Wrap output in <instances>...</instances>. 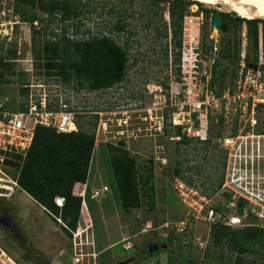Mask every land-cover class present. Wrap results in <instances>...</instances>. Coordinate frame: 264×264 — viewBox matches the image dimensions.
<instances>
[{"label":"rangeland","instance_id":"1","mask_svg":"<svg viewBox=\"0 0 264 264\" xmlns=\"http://www.w3.org/2000/svg\"><path fill=\"white\" fill-rule=\"evenodd\" d=\"M110 2L91 0L83 10L81 20L74 23H61L53 17L46 25L34 24L40 27L37 40L42 41L52 33H60L64 25H67L66 33H74L75 37L86 36V31L93 34L106 33L111 17L108 13ZM201 5L238 15L221 3ZM127 13H130L126 20L131 31V10L127 9ZM35 14L37 19L41 17L38 11ZM163 15L168 21L167 11ZM136 16H132V25H136L137 30L132 36V46L131 35L129 38L130 62L126 77L122 82L101 90H76L72 82L63 84L59 77L47 76L43 70L35 68L31 51V25L25 22L16 27L15 67L17 73L23 71L25 75L17 74L9 77L8 82L0 83V98L7 97L8 105L17 108L27 100V96L21 94V87L26 86L33 98L43 95L53 105L59 101L65 102L76 109L77 114H84V118L97 115L94 127L95 148L88 180L92 195L90 200L96 201V207L92 204L91 212V201L89 205L86 203L87 206L82 205V220L79 217L76 230L71 237H67L59 220L56 222L27 193L14 187L9 197L0 200V207L3 205L9 209V215L21 230L10 231L9 227L0 222V264H117L127 259L125 264H167L169 255L174 258L173 264L183 263L186 259V264H224L216 260L210 262L204 257L211 224L207 219L204 220L206 210L216 209L219 220L227 223H230V218H236L237 222L231 223L232 227L252 223L264 226V219L255 214L264 208V113L261 109L257 111L256 123L252 128L234 115L225 118L220 111L213 112V115L209 113L206 119L202 114L195 113L193 118L199 136L189 137L188 143H177L174 127L168 122L175 106L164 111L168 133L155 131L150 126V120H144L148 110L156 107L163 96L172 97L177 102L185 101L194 97L197 91L204 93L210 88V68L220 40V34L217 35L216 31L213 34L209 29L210 17L206 18L196 4L190 6L182 23L180 71L177 74V65L171 63L172 56L169 55L166 66L158 44L152 43L153 35L140 29L142 19H136ZM229 30L231 37L240 41L242 49L241 42L246 35L245 24L230 20ZM202 41H212V52L202 53L199 49ZM246 54L250 58L253 54L252 46L247 47V40ZM134 58L136 62L131 64ZM224 69L226 73L222 78L218 77L217 70L215 94L219 91L218 84L221 93L232 86L231 74H234V79L237 77L238 69L232 62L224 66ZM21 78L25 84L20 83ZM161 83L167 87L164 88ZM105 117L112 120L109 127L112 132L98 133L97 123ZM124 121L126 124H120ZM27 123L32 125V119L29 118ZM237 126L236 134H232V129ZM121 128L131 130V136L119 139L115 131ZM238 134L242 137H236ZM230 136H234L233 141L225 142L224 139ZM120 141L135 158L139 170L152 167L155 193V209L152 211L139 208L126 213L122 208L118 192L115 191V179L106 147L109 143L117 145ZM254 159V165L250 167L249 161L252 163ZM8 172L12 173V169ZM178 182L186 188L185 203L174 188ZM104 186L107 190H103ZM250 190L252 193L248 194ZM94 191H98V195L93 197ZM226 194L231 195L229 201ZM239 196L246 197L243 198L241 214L236 206ZM186 202L200 210L197 218L194 213H188L190 208ZM88 213L94 223L86 231ZM183 219L187 221L188 228L181 234L175 233L174 225ZM146 220L152 222L154 229L147 234H138ZM126 235L132 237L133 247L129 250L123 249L120 241ZM93 241L97 244L96 250L112 244L99 252L96 261L91 253L90 243ZM160 241H165V246L159 247L156 255H148L146 245ZM222 251L225 253L226 264H237L234 261L235 255L225 249ZM134 255L135 258L131 259ZM239 264H264V252L244 256Z\"/></svg>","mask_w":264,"mask_h":264},{"label":"trees","instance_id":"2","mask_svg":"<svg viewBox=\"0 0 264 264\" xmlns=\"http://www.w3.org/2000/svg\"><path fill=\"white\" fill-rule=\"evenodd\" d=\"M90 1L13 0L14 12L19 14L22 22L29 23L33 31L31 51L35 68L43 70L47 76L59 77L63 84L72 82L76 90L83 88L101 90L125 79L130 62L129 38L131 35L132 46V36L137 30L136 25H132L134 14H137L136 19H142L140 29L153 35L152 43L158 44L166 66L169 55L172 56L171 63L177 65V74L180 71L182 23L192 4H196L206 18L210 17L211 12H218L222 16L219 48L214 52L215 58L218 59L219 78L226 73L224 66L232 62L237 67L239 60L240 41L230 35V20L245 24L247 47L252 46L253 50L251 58L245 55L247 64L258 60L260 45L264 49V19L243 18L233 13L209 9L202 7L196 0H116L114 2L110 0L108 13L111 17L106 33L93 34L86 31V36L75 37L74 33L70 35L66 33L67 25H64L60 33H52L42 41H38L40 27L34 25V22L46 25L53 17H56L61 23L70 21L74 23L81 20L83 10ZM127 9L131 10V31L130 24L126 20L130 14L127 13ZM35 11L41 15L39 19ZM165 11L169 16L168 21L164 19ZM213 47L212 41L210 43L202 41L199 49L202 53H207L212 52ZM16 54L15 43L5 49L0 44V83L8 82L9 77L17 74L25 75L23 71L20 73L16 71ZM135 62V58L131 60V64ZM234 78V74H231L230 82L233 83ZM20 83L25 84L24 79L21 78ZM161 84L164 88L167 87L165 83ZM218 89L217 94H220L219 84ZM21 94L26 97L28 87H21ZM7 106L25 110L26 102L20 103L17 108ZM84 117V114H76V130L66 133L56 132L51 127L36 125L31 146L24 160L21 164L12 162L17 167L18 187L34 199L52 219L56 222L60 220L61 229L67 237H71L72 232L76 230L82 199L85 204L89 203L91 195L90 188L86 184L85 195L82 198L83 186L87 182L95 148L94 127L97 115ZM237 130L238 126L234 127L232 134H236ZM164 132L169 131L164 127ZM173 133L174 136H180L177 143H188L189 137L181 134L179 126L174 127ZM123 144V141H120L117 145L109 143L106 146L111 173L115 179V191L118 192L122 208L126 213L139 208L152 211L155 209L152 167L139 170L135 158L123 147ZM226 197L229 201L231 195L226 194ZM60 198H62L61 203ZM243 204V198L236 201L239 214L242 213ZM173 231L175 232L174 227ZM158 249L151 253L146 249V252L150 256L156 255ZM223 249L235 255L234 261L237 264L242 262L244 256L247 257L255 252L263 253L264 226L252 223L232 227L220 220L212 222L204 257L210 262L216 260L226 264ZM173 260V256L169 255L167 264H173ZM187 262L186 259L180 264Z\"/></svg>","mask_w":264,"mask_h":264},{"label":"built area","instance_id":"3","mask_svg":"<svg viewBox=\"0 0 264 264\" xmlns=\"http://www.w3.org/2000/svg\"><path fill=\"white\" fill-rule=\"evenodd\" d=\"M0 4V44L5 49L12 43H15L16 27L24 22L21 21L19 14L14 12L13 0H0ZM241 46L242 49L237 64V77L234 79L231 87H227L220 94H215L210 88H207L204 93L197 91L191 99L178 102L174 98L172 99V97L166 98L163 96L157 102L158 105L156 107L154 106L148 110V114L144 117V120L148 118L151 128L160 133H164L166 119L164 111L168 110L171 106H175L176 108L174 107L171 110L172 112L168 122L172 127L179 126L181 134L187 137L199 136L193 118L195 113L196 115L202 114L205 117L204 119H206L209 113L213 115V112L220 111L219 113H224L225 118L234 115L240 122L247 123L248 127L252 128L256 123L258 109H261L264 113L263 48L260 45L258 60L255 63L247 64L245 60V34ZM253 65H256L255 69ZM7 105L8 98H0V199L9 197L14 187H18L16 182L17 167L12 162L21 164L24 160L31 146L34 127L36 125L51 127L60 133L76 130L75 115L77 111L65 102L59 101L53 105L43 95L39 96V98H33L32 94L28 93L25 110L12 109ZM29 118L32 119V125H28L27 123ZM111 121L110 117L100 118L97 123V132L102 131V134L111 133L112 130H109ZM120 124H126V121ZM115 135L119 139L121 137L131 136V130L121 128L115 131ZM175 137L177 139L180 138V136ZM236 137L242 136L238 134ZM233 138L234 136H230L224 140L225 142H231ZM9 169H12V173L8 172ZM174 188L177 190L182 202L185 203L186 193L184 189L186 188L184 184L178 182ZM103 190H107V188L104 186ZM84 191L85 189H83L82 198L85 195ZM247 193L250 194L252 192L250 190ZM96 195H98V191H94L93 197ZM257 199L262 198L257 197ZM83 203H85L84 199H82L81 205ZM186 204L190 208L188 209V213H194V217L197 218L196 215L199 214L200 210H197L189 202H186ZM205 214L206 217H204V220L207 219L211 223L219 220L217 217L218 212L214 208L206 210ZM255 214L264 219V208H260ZM233 219V217L230 218V223L222 222L232 225ZM187 227L188 223L183 219L174 225V230L175 232H184ZM153 229L152 222L146 220L138 234H147ZM121 243L126 250L133 247L132 237L129 235L123 236Z\"/></svg>","mask_w":264,"mask_h":264},{"label":"bare ground","instance_id":"4","mask_svg":"<svg viewBox=\"0 0 264 264\" xmlns=\"http://www.w3.org/2000/svg\"><path fill=\"white\" fill-rule=\"evenodd\" d=\"M196 1L209 5H215L221 3L223 5H226L228 8H230V10L236 12L238 16L244 18H257V17L264 18V0H196ZM214 31H216L215 28L212 29L211 33L214 34ZM236 222L237 219L234 218L232 220V223H236Z\"/></svg>","mask_w":264,"mask_h":264},{"label":"water","instance_id":"5","mask_svg":"<svg viewBox=\"0 0 264 264\" xmlns=\"http://www.w3.org/2000/svg\"><path fill=\"white\" fill-rule=\"evenodd\" d=\"M221 22H222V16L218 12H212L210 13V18H209V29L212 31L213 28L216 29L217 35L221 33ZM253 68H256V65H253ZM217 70H218V59L214 58L211 68H210V77H209V85L210 89L212 92H214L215 89V81H216V76H217ZM165 243H162L161 245H156V244H148L147 249L148 252H153L154 250H157L159 247H164ZM127 261H121L118 262L117 264H125Z\"/></svg>","mask_w":264,"mask_h":264},{"label":"crops","instance_id":"6","mask_svg":"<svg viewBox=\"0 0 264 264\" xmlns=\"http://www.w3.org/2000/svg\"><path fill=\"white\" fill-rule=\"evenodd\" d=\"M101 150V153L103 152V150L102 149H100ZM92 164V163H91ZM90 168H91V166H90ZM90 168H89V172H90ZM88 180H89V174H88V177H87V182L84 184V186L86 185V184H88ZM85 187H83V189H84ZM20 189V188H19ZM23 191V190H22ZM24 192V191H23ZM113 195V194H112ZM111 195V196H112ZM59 198V197H58ZM90 198H92V195H90ZM61 201H62V198H60V203H61ZM91 201V200H90ZM94 202H96V201H94V200H92L91 201V203H90V205H89V203H88V205H89V211H93V208H91V205L92 204H94ZM95 205V204H94ZM85 206H87L86 204H85ZM100 205H97V207L99 208V209H101L100 207H99ZM94 207H96V205L94 206ZM86 211H88L87 210V207H86ZM80 217V220H82V216L80 215L79 216ZM59 220V219H58ZM60 221V220H59ZM93 223H94V221L92 220V218H91V216L89 215V213H88V216H87V229H86V231H88V229H91V227L93 226ZM77 224H78V222H77ZM85 231V232H86ZM123 237V236H122ZM121 237V238H122ZM121 241V240H120ZM90 244H92V250H91V253L93 254L92 256H93V260H97V258H98V255H99V252L100 251H102L105 247H107V246H109V245H112V244H108L107 246H105V247H103V248H101L100 250H96L97 249V244H95V242L93 241V242H91ZM122 248H123V246H122ZM124 249V248H123ZM126 250V249H125ZM132 258H135V255L134 256H131V259ZM126 261H128V259L126 260ZM131 261H134V259L133 260H131Z\"/></svg>","mask_w":264,"mask_h":264},{"label":"flooded vegetation","instance_id":"7","mask_svg":"<svg viewBox=\"0 0 264 264\" xmlns=\"http://www.w3.org/2000/svg\"><path fill=\"white\" fill-rule=\"evenodd\" d=\"M1 207L4 208L3 205ZM1 207H0V213H1L0 222H2V224L5 225L6 227H9L10 231H14L15 229L21 230L19 226L16 223H14L15 221H13L14 219H12V216L9 215V209L7 207L2 209ZM4 231L7 232V229H5ZM22 237L23 239L26 240L23 233H22ZM158 244H161V243H158Z\"/></svg>","mask_w":264,"mask_h":264},{"label":"clouds","instance_id":"8","mask_svg":"<svg viewBox=\"0 0 264 264\" xmlns=\"http://www.w3.org/2000/svg\"><path fill=\"white\" fill-rule=\"evenodd\" d=\"M256 159H254L253 161H252V163H251V161H249V166L250 167H253V165H254V161H255ZM245 164V163H244ZM248 166V165H247ZM245 181H246V179H245ZM248 182V181H247ZM262 183H264V181H262ZM246 191V190H245Z\"/></svg>","mask_w":264,"mask_h":264}]
</instances>
